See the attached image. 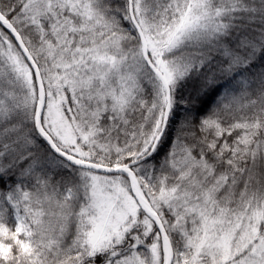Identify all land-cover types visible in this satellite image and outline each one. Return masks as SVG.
<instances>
[{
  "label": "snow or ice",
  "instance_id": "1",
  "mask_svg": "<svg viewBox=\"0 0 264 264\" xmlns=\"http://www.w3.org/2000/svg\"><path fill=\"white\" fill-rule=\"evenodd\" d=\"M0 264H264V0H0Z\"/></svg>",
  "mask_w": 264,
  "mask_h": 264
},
{
  "label": "trees",
  "instance_id": "2",
  "mask_svg": "<svg viewBox=\"0 0 264 264\" xmlns=\"http://www.w3.org/2000/svg\"><path fill=\"white\" fill-rule=\"evenodd\" d=\"M203 111V110H202Z\"/></svg>",
  "mask_w": 264,
  "mask_h": 264
}]
</instances>
